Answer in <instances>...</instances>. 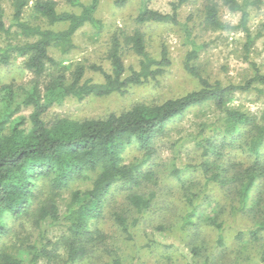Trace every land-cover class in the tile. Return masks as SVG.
Listing matches in <instances>:
<instances>
[{
    "label": "trees",
    "instance_id": "obj_1",
    "mask_svg": "<svg viewBox=\"0 0 264 264\" xmlns=\"http://www.w3.org/2000/svg\"><path fill=\"white\" fill-rule=\"evenodd\" d=\"M4 1L0 0V66L9 67L23 58L32 78L21 85L0 82V264H85L107 247L102 228L107 219L128 241L136 242L140 218L156 206L161 189L152 163L157 145L171 138L177 123L196 111L210 117L177 144L193 142L200 161L175 164L170 173L182 185L190 208L182 229L190 236L191 252L204 258L203 264H224L225 259V264H241L228 261L229 255L252 251L264 264V108L253 113L231 105L237 93L264 92V73L251 61L263 31H252L249 8L260 1L208 0L202 11L200 26L206 31L244 34L241 57L252 74L243 83L213 81L201 58L204 45L196 43L194 29L186 27L194 48L184 66L199 82V90L85 120H46L45 116L69 98L81 102L125 95L131 87L158 82L171 66L169 51L163 45L160 55L154 56L143 28L181 25L180 10L190 0L173 2L171 13L145 3L133 30L118 28L111 34L106 53L109 71L101 65L65 64L64 60L76 49L75 36L81 29L89 26L97 37L104 33L105 24L98 17L101 0L88 4L62 0L68 9L59 8L60 0H35L31 7L35 23L25 18L30 0H11V17ZM127 1L116 0V4ZM222 6L241 15L238 24L222 21ZM53 50L61 59L52 56ZM131 58L135 62L127 64ZM88 68L104 81L85 78ZM25 109H31L29 116L22 114ZM131 146L142 158L127 162L124 155ZM187 173L190 179L185 181ZM195 177H200V186ZM77 182L88 187L72 192L61 210L64 195ZM195 186L198 191H193ZM123 195L125 206H115L116 198ZM238 221L251 228L238 230L237 224L231 231ZM205 228L216 233L211 252ZM156 231L165 233L163 227ZM110 251L115 255L112 264H122L118 253ZM251 262L247 256L243 264Z\"/></svg>",
    "mask_w": 264,
    "mask_h": 264
},
{
    "label": "rangeland",
    "instance_id": "obj_2",
    "mask_svg": "<svg viewBox=\"0 0 264 264\" xmlns=\"http://www.w3.org/2000/svg\"><path fill=\"white\" fill-rule=\"evenodd\" d=\"M26 9V20L35 21L31 18V7L35 0H30ZM91 0H82L88 4ZM178 0H128L124 5L119 6L116 0H101L98 17L105 24V31L100 36H95L94 30L87 26L81 29L75 36L76 49L64 58L65 64L81 62L87 66L96 64L103 66L107 71L110 69L106 59L108 42L111 34L118 28L127 31L135 27V18L146 3L150 8L163 13H171L173 2ZM208 0H190L180 10L181 25H150L144 27L149 37L150 52L154 56H159L162 46L166 45L169 51L171 66L166 69V73L159 78L158 82H151L143 86L129 88L125 95L114 94L108 97H90L84 101L73 98L67 99L62 105H55L47 112L45 119L52 120L58 117H66L73 120L103 119L111 114H119L131 109L141 103L160 104L172 98L185 96L193 91L199 90V82L185 70V60L189 51L194 46L189 42L186 35V27L194 29L193 38L199 45H204L201 50L203 65L211 79L220 80L224 84H241L252 74L249 63L242 57L245 36L242 33L212 32L206 31L200 26L202 21V11ZM242 1V0H241ZM259 5L251 6L250 27L254 33L263 31V36L257 40L251 52V61L256 63L262 73H264V0ZM60 9H68L65 3L59 1ZM4 7L8 17H11L13 7L11 0L4 1ZM222 21L230 24H238L241 15L232 13L227 7L220 9ZM41 22V21H39ZM61 28V27H59ZM55 59H61L57 50L52 51ZM135 59L127 60V64H132ZM32 78V74L25 69L23 58H17L9 67L0 66V82L26 84ZM94 82H103V76L87 69L86 77ZM264 89V87H261ZM233 107H239L246 111L258 113L264 108V92L259 95L256 91L250 93H237L233 102ZM31 109H25L22 114L29 116ZM208 115V116H207ZM197 114V111L187 115L177 123V129L172 133V137L158 143L157 153L152 163H155L156 180L161 182V189L158 193V202L153 210L140 218L138 227L135 229L136 242H131L119 231L113 220L107 219L102 223L103 231L107 235V247L101 248L97 256L87 261L85 264H112L113 256L110 250H115L122 260V264H203L204 258H196L191 252L189 234L182 229V221L190 210L184 198L182 185L171 176L172 167L175 164L190 165L200 161V154L194 147L193 142L177 144L180 137H186L197 128V124L203 119L210 117ZM127 162L137 158H142V153L133 146L125 152ZM187 173L185 181L189 180ZM197 186H200V177H195ZM196 185V184H195ZM195 186L193 191L199 189ZM88 184L80 182L74 183L63 197L61 210L66 208L71 200L72 192L85 190ZM219 194V193H218ZM117 207L125 206V195L116 198ZM206 207V206H204ZM111 218V216H110ZM245 229L248 231L251 225L238 221L232 226L235 229ZM157 227H163L165 233L157 232ZM56 230L51 229V231ZM205 236L209 237L211 243L208 246L209 252L213 251L215 234L212 229L205 228ZM55 233H59L56 232ZM37 232L35 236H37ZM210 235V236H209ZM231 235V234H230ZM51 236H53L51 234ZM50 236V237H51ZM171 242L172 247H165L155 243ZM231 239V238H230ZM232 240V239H231ZM231 242V241H230ZM190 244V245H189ZM233 248V244H230ZM256 245V244H254ZM257 246V245H256ZM110 252V253H109ZM112 253V254H111ZM251 257V264H262L255 258L252 251L239 254L238 250L229 255V260L233 263L239 261L245 263L246 257ZM226 259L224 260V264Z\"/></svg>",
    "mask_w": 264,
    "mask_h": 264
}]
</instances>
